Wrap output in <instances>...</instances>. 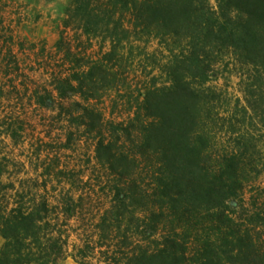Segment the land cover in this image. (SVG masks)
Segmentation results:
<instances>
[{
	"label": "trees",
	"instance_id": "trees-1",
	"mask_svg": "<svg viewBox=\"0 0 264 264\" xmlns=\"http://www.w3.org/2000/svg\"><path fill=\"white\" fill-rule=\"evenodd\" d=\"M70 13L38 104L73 129L37 143L33 175L0 147V264H264V0H73ZM13 39L0 30L10 80ZM230 72L234 104L217 84ZM75 134L93 144L85 166L62 157ZM91 194L103 207L80 228Z\"/></svg>",
	"mask_w": 264,
	"mask_h": 264
},
{
	"label": "rangeland",
	"instance_id": "rangeland-1",
	"mask_svg": "<svg viewBox=\"0 0 264 264\" xmlns=\"http://www.w3.org/2000/svg\"><path fill=\"white\" fill-rule=\"evenodd\" d=\"M214 5V0H210ZM73 9V0H0V25L3 31L13 33V47L20 60V70L12 80L3 74L0 87V132L9 124L21 134L15 139L0 136V147L3 155L16 158L24 163L19 169L22 176L33 175L37 143L40 141L64 142L69 128L73 125L59 119L57 106L48 101L46 106L38 104V97L51 89L62 69L60 56L55 54V47L63 33L75 36L76 24L69 15ZM68 28L65 27V23ZM98 45L93 48L97 52ZM228 93V100L234 104L242 99L235 73L220 75L218 83ZM2 91V92H1ZM78 135L72 138V148L65 150L62 157L75 165L85 166L93 157V144L90 140L78 141ZM12 172H18L13 170ZM249 195V193H247ZM86 201V213L80 219V228L90 225L102 209L101 195H92ZM96 209V210H95ZM74 242L72 238L70 244ZM3 240L0 238V249ZM71 251V246L69 247ZM57 264H76L68 256Z\"/></svg>",
	"mask_w": 264,
	"mask_h": 264
}]
</instances>
